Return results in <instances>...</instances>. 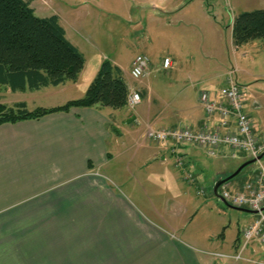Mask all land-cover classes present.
<instances>
[{
	"label": "crops",
	"instance_id": "1",
	"mask_svg": "<svg viewBox=\"0 0 264 264\" xmlns=\"http://www.w3.org/2000/svg\"><path fill=\"white\" fill-rule=\"evenodd\" d=\"M147 1L156 10L147 19L157 22L158 30L164 25L177 28L175 0ZM164 15L171 20L164 23ZM76 34V39H71L66 30L68 39L84 53L92 38L85 31ZM106 59L99 58L90 66L86 85L79 84L86 69L85 57L77 81L33 90L31 93L39 94L31 108L25 100L20 101L33 110L61 106L84 96ZM111 61L123 70L129 90L144 94L134 109L73 107L39 119L0 125V264H264V245L258 242L246 244L241 258H235L243 242L242 228L253 219L235 231L231 245L225 242L223 232L216 236L217 241L208 236L210 242L202 247L196 236L188 238L183 233L185 216L196 211L197 186L203 187L209 176L214 182L227 177H219L229 170L227 164L240 159L241 165L248 155L223 147L216 155L219 162L213 172L200 155L203 149L206 152L205 147L158 143L145 136L147 126L215 127L217 116H207L200 102V93L212 90L209 82H198L203 85L196 102L187 108L177 107V120L166 124L165 115L153 107L165 96H154L148 76L146 81L131 83L126 65ZM77 89L79 97L55 101L62 97L60 93L71 96ZM181 155L188 168L195 170V183L188 182L176 165ZM120 160L134 164L139 171L147 169L145 181L138 179L132 184L128 176L113 174L111 167ZM258 164L246 167L249 170L240 182L234 183L233 178L226 186L241 189L258 173ZM149 186L158 189L151 198ZM166 193L171 198L164 197ZM214 252L232 257L219 258Z\"/></svg>",
	"mask_w": 264,
	"mask_h": 264
},
{
	"label": "rangeland",
	"instance_id": "2",
	"mask_svg": "<svg viewBox=\"0 0 264 264\" xmlns=\"http://www.w3.org/2000/svg\"><path fill=\"white\" fill-rule=\"evenodd\" d=\"M29 1L38 16L59 13L71 39H76V33L83 31L92 38V45L87 44L83 49L87 63L79 84L86 85L90 66L99 58L120 61L130 73L129 63L132 57L147 54L150 58L148 79L153 94L161 98L165 96L153 107L155 111L165 115L168 124V121L177 120V107L187 108L196 102L198 90L203 85L198 82H209L208 85L212 88L210 91L215 93L230 78L239 83L246 93V109L252 115L256 133L264 139V39H253L238 46L233 38L234 19L242 12L264 8V0H175V6L179 9L177 28L164 25L163 30L157 29V22L147 19L149 13L156 11L147 0ZM168 17L164 15V23L171 20ZM77 23L79 27H76ZM80 26L83 29L80 30ZM160 31L163 35H158ZM168 44L170 47H167ZM165 57L173 61L171 67H164ZM148 79L136 80L129 75L131 83ZM49 90L56 89L50 87ZM25 91L14 94L9 92L7 86L0 85V102L11 107L22 102L20 100H25L31 108L37 101L35 94L39 93ZM72 93L69 94L71 96L60 93L62 97L55 101L73 95L79 97L78 89ZM80 97H83L82 94ZM203 152L200 155L210 166L208 169H213L214 172L216 162H219L218 157L206 154L207 149L206 152L203 149ZM239 161L240 159L230 161L227 164L229 170L219 177L230 175L240 165ZM260 165L261 163L258 164L259 167ZM136 167L120 160V163L113 164L111 172L128 176L132 184L138 179L144 182L143 173L147 169L139 171ZM248 168L232 181L240 182ZM194 171L192 170L193 173ZM202 186L204 194L195 196L196 211L192 210L185 216L187 225L183 233L188 238L196 236L199 241L197 244L202 247L210 242L206 241L208 236L217 241L216 236L223 232L225 242L231 245L235 231L253 219L255 214L230 208L218 198L213 193L215 182L211 176L202 182ZM156 190V187L149 186L150 198L153 192L157 194ZM164 197L171 198L168 193Z\"/></svg>",
	"mask_w": 264,
	"mask_h": 264
},
{
	"label": "trees",
	"instance_id": "3",
	"mask_svg": "<svg viewBox=\"0 0 264 264\" xmlns=\"http://www.w3.org/2000/svg\"><path fill=\"white\" fill-rule=\"evenodd\" d=\"M233 38L238 46L264 39V8L239 14L233 22ZM85 61L84 53L68 39L59 15L38 16L29 0H0V85L25 91L77 81ZM129 93L123 70L106 59L83 97L33 110L25 102L11 107L0 102V125L39 119L73 107L120 109L127 106Z\"/></svg>",
	"mask_w": 264,
	"mask_h": 264
},
{
	"label": "built area",
	"instance_id": "4",
	"mask_svg": "<svg viewBox=\"0 0 264 264\" xmlns=\"http://www.w3.org/2000/svg\"><path fill=\"white\" fill-rule=\"evenodd\" d=\"M166 67L171 60L166 58ZM149 73V57L139 54L135 57L131 75L141 79ZM200 100L208 116H218L217 125L211 128L206 124L195 131L190 127L154 128L148 127L145 136L153 141H173L178 144L198 145L207 148L209 155H216L220 147L228 146L233 150L247 152L257 156L264 151V139L254 129L251 115L246 110V93L233 80H229L219 92L202 91ZM142 101L139 91H132L128 97V105L134 108ZM180 167L184 165L183 157L177 159ZM189 177H192L189 174ZM223 197L237 206H247L258 211L256 218L243 229L244 246L252 241L264 244V166L253 181L247 182L242 191H223ZM240 254L236 258H240Z\"/></svg>",
	"mask_w": 264,
	"mask_h": 264
},
{
	"label": "water",
	"instance_id": "5",
	"mask_svg": "<svg viewBox=\"0 0 264 264\" xmlns=\"http://www.w3.org/2000/svg\"><path fill=\"white\" fill-rule=\"evenodd\" d=\"M264 157V152L261 153L257 158H252L250 160H247L245 161L244 163H242L238 168L237 170H235L232 174H230L229 176H227L226 178H223V179H220L218 180L216 183H215V186H214V193L215 195L220 198L222 201H224L230 208H234L236 210H240V211H243V212H246V213H251V214H255L256 211L255 210H251V209H247V208H243V207H237V206H233L229 203H227L223 198L222 196L220 195L219 193V188L222 184L232 180L233 178L237 177L245 167H247L248 165L250 164H253L255 162H257V160H261L263 159ZM264 209V208H263Z\"/></svg>",
	"mask_w": 264,
	"mask_h": 264
}]
</instances>
